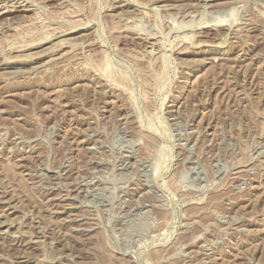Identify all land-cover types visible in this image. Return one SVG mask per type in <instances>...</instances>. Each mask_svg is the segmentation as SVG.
<instances>
[{
	"label": "rangeland",
	"instance_id": "rangeland-1",
	"mask_svg": "<svg viewBox=\"0 0 264 264\" xmlns=\"http://www.w3.org/2000/svg\"><path fill=\"white\" fill-rule=\"evenodd\" d=\"M0 264H264V0H0Z\"/></svg>",
	"mask_w": 264,
	"mask_h": 264
},
{
	"label": "bare ground",
	"instance_id": "bare-ground-1",
	"mask_svg": "<svg viewBox=\"0 0 264 264\" xmlns=\"http://www.w3.org/2000/svg\"><path fill=\"white\" fill-rule=\"evenodd\" d=\"M2 4V3H1ZM11 6V5H10ZM28 6V5H27ZM219 20V19H218ZM70 40V39H69ZM71 41V40H70ZM58 43V42H57ZM50 61V60H49Z\"/></svg>",
	"mask_w": 264,
	"mask_h": 264
}]
</instances>
